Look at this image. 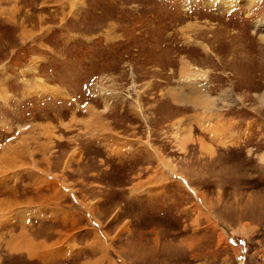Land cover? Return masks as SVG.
<instances>
[{
  "label": "rangeland",
  "instance_id": "374dc122",
  "mask_svg": "<svg viewBox=\"0 0 264 264\" xmlns=\"http://www.w3.org/2000/svg\"><path fill=\"white\" fill-rule=\"evenodd\" d=\"M0 264H264V0H0Z\"/></svg>",
  "mask_w": 264,
  "mask_h": 264
},
{
  "label": "bare ground",
  "instance_id": "6f19581e",
  "mask_svg": "<svg viewBox=\"0 0 264 264\" xmlns=\"http://www.w3.org/2000/svg\"><path fill=\"white\" fill-rule=\"evenodd\" d=\"M205 102H204V104L207 106V105H209V102L208 101H206V100H204ZM187 123V122H186Z\"/></svg>",
  "mask_w": 264,
  "mask_h": 264
}]
</instances>
